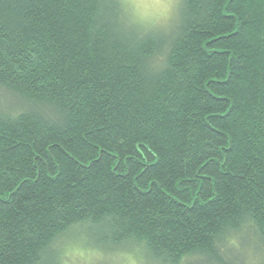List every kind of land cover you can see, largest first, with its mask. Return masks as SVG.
Masks as SVG:
<instances>
[{"label": "trees", "instance_id": "16d2710c", "mask_svg": "<svg viewBox=\"0 0 264 264\" xmlns=\"http://www.w3.org/2000/svg\"><path fill=\"white\" fill-rule=\"evenodd\" d=\"M0 102V264H61L84 226L150 264L264 257V0H179L166 30L0 0Z\"/></svg>", "mask_w": 264, "mask_h": 264}, {"label": "rangeland", "instance_id": "374dc122", "mask_svg": "<svg viewBox=\"0 0 264 264\" xmlns=\"http://www.w3.org/2000/svg\"><path fill=\"white\" fill-rule=\"evenodd\" d=\"M124 2L141 21L166 30L175 18L179 0H124ZM0 105H2L1 102ZM94 231L84 226L73 228L61 235L52 245L53 251L59 255L58 259L61 264H150L143 260L140 261L135 253L126 250L107 251L106 245L97 243L92 237ZM230 238L231 241H225L222 244L224 261L237 260L239 264H264L262 254L256 253L257 240L252 235L248 241L234 238L233 235ZM235 240L237 241L233 246L230 242Z\"/></svg>", "mask_w": 264, "mask_h": 264}]
</instances>
